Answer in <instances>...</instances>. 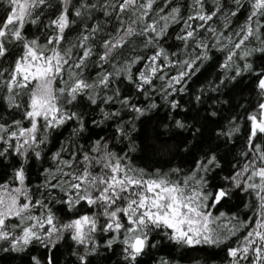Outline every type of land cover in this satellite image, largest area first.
<instances>
[{"label": "snow or ice", "instance_id": "snow-or-ice-1", "mask_svg": "<svg viewBox=\"0 0 264 264\" xmlns=\"http://www.w3.org/2000/svg\"><path fill=\"white\" fill-rule=\"evenodd\" d=\"M214 53L219 75L190 88ZM261 58L264 0H0V253L179 264L155 256L163 243L264 264ZM249 77L255 98L219 119L223 89ZM153 116L162 144L186 135L190 167L134 162ZM221 144L238 148L227 175ZM234 197L246 219L221 210Z\"/></svg>", "mask_w": 264, "mask_h": 264}, {"label": "trees", "instance_id": "trees-1", "mask_svg": "<svg viewBox=\"0 0 264 264\" xmlns=\"http://www.w3.org/2000/svg\"><path fill=\"white\" fill-rule=\"evenodd\" d=\"M32 31H35L33 29ZM221 53H214L213 59L208 61L200 73L190 83V88H199L202 84L207 83L209 80H215L219 75V62L221 60ZM256 65L264 66V58L257 59ZM224 95L221 96L222 101H227V104H220V108L223 109L219 119H223L224 116H230L234 112L238 111V105H247L251 102L255 96L254 91V78L249 77L244 80V84L236 87L229 85L228 88L223 89ZM190 117L192 122L196 119H200L203 123L204 112L198 111L196 107H192L190 111ZM162 117L153 116L151 119H146L140 126L138 133V151L135 154L134 162L140 167L156 166L159 167L165 163L169 166H183L185 168L191 166L192 156L176 150V145H180L187 138L186 135L179 132L171 134V139L161 143V131L157 125ZM217 123H207L206 127L202 128L204 138L207 141L212 137V130L216 128ZM165 136L170 135L168 133ZM168 147L173 148V151L169 152ZM238 148L233 149L231 145L221 144L218 149V155L222 157L221 164L225 171L221 172V175H227L231 170V164L235 163V156ZM35 181V178H33ZM243 197H234L230 202L225 203L222 211L229 213H237L241 219H246V214L250 215L247 209L244 208L242 203ZM161 251H156L155 256H164L168 259H175L179 261V264H195L199 261V264H227V255L223 247H202L197 249H178L175 246L166 247L163 243L161 245ZM62 259V258H61ZM0 264H25L18 257H14L12 254L0 253ZM104 264H110V262H104ZM145 264H153V261L145 258Z\"/></svg>", "mask_w": 264, "mask_h": 264}]
</instances>
